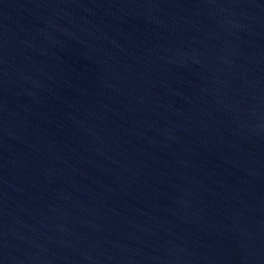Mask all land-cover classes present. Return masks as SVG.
<instances>
[{"label": "water", "instance_id": "1", "mask_svg": "<svg viewBox=\"0 0 264 264\" xmlns=\"http://www.w3.org/2000/svg\"><path fill=\"white\" fill-rule=\"evenodd\" d=\"M0 264H264V0H0Z\"/></svg>", "mask_w": 264, "mask_h": 264}]
</instances>
